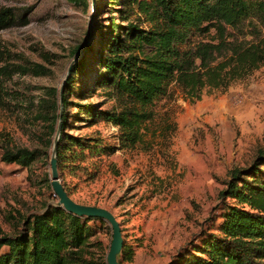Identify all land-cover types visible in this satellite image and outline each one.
<instances>
[{
    "label": "rangeland",
    "instance_id": "374dc122",
    "mask_svg": "<svg viewBox=\"0 0 264 264\" xmlns=\"http://www.w3.org/2000/svg\"><path fill=\"white\" fill-rule=\"evenodd\" d=\"M0 5L29 8L24 9L28 10L24 11L25 24L0 29L6 60L36 61L50 69L44 75L14 73L2 82L0 141H7L9 147L35 149L37 157L27 166L0 159V231L13 233L15 211L25 215L41 212L43 204L56 201L49 184L56 130L49 132L34 113L47 86L59 89L75 57L70 52L75 46L85 52L87 61L74 89L67 93L63 133L90 146H74L80 151L74 165L62 167L69 197L112 213L122 246L132 254L130 262L120 264H167L188 243L197 244L202 235L215 231L224 205L235 204L219 197L230 172L238 168L243 175L253 165L264 169L260 158L264 151V62L224 88L204 89L192 102L170 84L154 116L145 122L142 142L120 147L115 126L91 120L74 105L118 107L119 99L107 94V87L93 89L94 65L89 59L96 42L104 37L100 33L108 17L118 21L117 4L107 0H85L86 6L69 0H0ZM40 53L49 60H43ZM97 145L114 149L107 153ZM88 224L94 228L88 241L100 243L99 252L105 256L111 238L107 222L99 219Z\"/></svg>",
    "mask_w": 264,
    "mask_h": 264
},
{
    "label": "trees",
    "instance_id": "16d2710c",
    "mask_svg": "<svg viewBox=\"0 0 264 264\" xmlns=\"http://www.w3.org/2000/svg\"><path fill=\"white\" fill-rule=\"evenodd\" d=\"M69 1L85 5V0ZM107 2L117 4L118 21L112 15L108 17L100 33L104 37L96 42L89 59L94 65L93 89L107 87V94L119 99L118 107L101 109L79 102L74 105L88 113L91 120L115 126L120 147L142 142L145 122L154 116L170 84H175L183 98L192 102L200 98L204 89L224 88L264 62V0ZM24 9L29 10L0 5V29L25 24L28 10ZM142 22L148 25L143 26ZM78 48H72L71 54L76 55ZM5 52L0 47V106L2 82L12 74L50 72L36 61L9 62ZM84 53L71 65L60 98L56 87L47 86L34 113V118L44 122L49 132L60 124L56 168L68 196L62 167L74 165L80 152L72 149L74 146H90L83 145L77 136L63 133L62 109L69 102L67 93L74 89L75 79L86 66ZM40 54L43 60H49L45 53ZM97 146L107 153L114 149ZM0 147V159L5 163L27 166L37 157L35 149L9 147L5 140L0 141ZM260 158L264 161V151ZM230 176L219 197H228L235 204L224 205L215 231L202 235L197 244L188 243L167 264H264V169L253 165L242 175L237 168ZM43 208L28 215L15 211L13 233L0 231V264H105L100 243L88 241L94 232L88 223L98 218L76 216L53 204H43ZM131 258V251L122 246L119 263L130 262Z\"/></svg>",
    "mask_w": 264,
    "mask_h": 264
},
{
    "label": "water",
    "instance_id": "95a60500",
    "mask_svg": "<svg viewBox=\"0 0 264 264\" xmlns=\"http://www.w3.org/2000/svg\"><path fill=\"white\" fill-rule=\"evenodd\" d=\"M81 51L75 55V57L71 60L69 63L66 73L63 77V79L60 82L59 89H58V95L60 98L61 95V86L69 73V69L71 65L74 63V61L78 58ZM61 114V107L59 108V116ZM59 128L60 124H57L55 136L52 140V154L49 157V172H50V179L49 184L50 188L52 190L53 195L56 198V201L52 203L56 207H60L66 212L72 213L76 216H85L87 218H98L101 220H104L107 222L109 228H110V242L108 245V250L105 254V264H120L119 263V255L122 248V237L120 233L119 224L116 221L115 217L112 215L111 212L106 210L105 208L93 206V205H84L79 204L73 201L64 191L59 179H58V173L56 168V156H55V147L56 142L59 134Z\"/></svg>",
    "mask_w": 264,
    "mask_h": 264
}]
</instances>
